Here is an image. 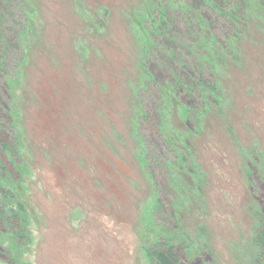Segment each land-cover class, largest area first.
I'll return each mask as SVG.
<instances>
[{
	"label": "rangeland",
	"instance_id": "rangeland-1",
	"mask_svg": "<svg viewBox=\"0 0 264 264\" xmlns=\"http://www.w3.org/2000/svg\"><path fill=\"white\" fill-rule=\"evenodd\" d=\"M31 4L33 21L13 32L24 49L10 79L8 133L15 150H0L20 179L2 184L13 188L9 204L20 215L22 236L0 237V264H162L150 254L160 237L185 245L182 264H264L256 218L264 209V28L257 15L234 43L239 60L223 57L214 70L210 64L223 94L219 106L200 126H186L175 102L164 134L158 132L197 169L173 168L194 189L176 209L178 223L165 216L176 206L164 189L165 170L157 163L155 178L144 166L146 131L141 124L139 138L135 130L140 102L149 95L157 113L143 119L144 127L157 130L160 116L161 96L145 87L141 64L150 26L140 18L149 16L148 0ZM256 13L264 20V10ZM153 40L148 62L164 73L166 61L157 53L175 52L176 44ZM200 55L181 60L193 80L184 72L181 85L196 84L193 61ZM174 155L170 150L169 159ZM164 221L183 231L173 237Z\"/></svg>",
	"mask_w": 264,
	"mask_h": 264
},
{
	"label": "trees",
	"instance_id": "trees-1",
	"mask_svg": "<svg viewBox=\"0 0 264 264\" xmlns=\"http://www.w3.org/2000/svg\"><path fill=\"white\" fill-rule=\"evenodd\" d=\"M148 2L149 16L144 19L140 18L141 24L148 22L150 26L143 31L147 35V40L146 43H143L141 64L148 77L145 87L148 85L150 89L154 90L155 97L161 96L160 116L159 123L156 121L158 131L150 130L147 125L144 127L143 119L145 118V122H147L150 120V115L157 113V104L152 103V109L148 106L147 101L151 96L149 95L140 102V111L135 118V130L139 138H142L141 124L146 131L147 145L143 140L140 157L144 166L155 178L157 163L162 164L163 171L165 170L164 189L167 194H171V198L173 196V200L170 201L176 203L175 210L174 204H172V212L166 211L165 216H172L173 219L175 217L176 221L181 223L176 215V209L183 208L185 197L188 198V193L194 189L191 187V183H187L182 177L180 179L179 173L174 172L173 168L178 167V172H181L186 169H184L186 164L189 167L187 169L194 170L195 167L196 174L197 169L195 165L192 166L185 155H182L171 144L170 140L166 138L167 141H161L158 138V132L164 134L163 127L175 102L178 103L176 111L182 114L186 126L190 122L196 124L195 126H200L203 116L214 106H219L223 94L219 81L211 75V66L214 70V66L224 59L223 57L239 60L234 43L237 42L236 39L240 34L244 36L243 26L253 14H256L258 20L261 21V24H257L259 29L264 28L263 15L260 16L256 13L258 10H264V0H235V2H231V0H148ZM171 12L177 13L179 16L182 14L183 18L178 20V16H172L171 19L169 16ZM34 15L31 0H0V150L3 152L10 150L12 154L15 144L8 133L9 127L14 125V121L10 120V79L14 75L16 76L20 63L24 60L23 45L19 44L13 32L17 31L18 33L25 25L27 27L33 21L30 18ZM154 38L158 41L164 40L176 44L175 52H162L161 50L157 53V55L163 56L166 61L167 66L164 73L157 71V66L154 63L150 65L148 62L150 53H152L151 48L155 42ZM182 48H187V50L184 51ZM218 50H222L225 56H222ZM192 55L194 57L200 55L198 60L193 61L197 64L194 66L196 84L181 85L183 81L180 74L186 71V63L181 60H188ZM207 57L210 63H207ZM200 64L206 65L207 70L202 69ZM185 74L193 83L189 73L185 72ZM171 77L175 79L176 83ZM169 80L173 84H170ZM185 91H188V94H185ZM151 140L154 142L153 147L151 146V150L147 151V147L150 146L148 143ZM170 150L176 153L174 160L169 159ZM8 163L0 156V237L11 234L21 237L20 215L9 204L15 199L13 188L5 187L2 184L6 180L11 183L20 181L19 177L16 178V174L14 176V172L6 167ZM157 192V205L162 208L164 203L160 191ZM256 218L261 224L257 239L260 242L264 258V209L258 217L256 215ZM164 222L165 225H162V229L173 237L183 231L182 224L177 225L178 231H176L167 226L169 222ZM152 247L153 250L150 254L162 261V264H182L181 257L186 250L184 244L176 246L160 237L154 239Z\"/></svg>",
	"mask_w": 264,
	"mask_h": 264
}]
</instances>
